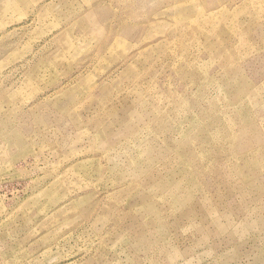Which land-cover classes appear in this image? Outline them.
<instances>
[{
  "label": "rangeland",
  "instance_id": "1",
  "mask_svg": "<svg viewBox=\"0 0 264 264\" xmlns=\"http://www.w3.org/2000/svg\"><path fill=\"white\" fill-rule=\"evenodd\" d=\"M0 264H264V0H0Z\"/></svg>",
  "mask_w": 264,
  "mask_h": 264
}]
</instances>
